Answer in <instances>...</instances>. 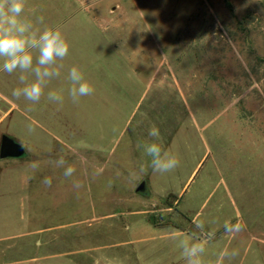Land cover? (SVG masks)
Listing matches in <instances>:
<instances>
[{"label": "rangeland", "instance_id": "obj_1", "mask_svg": "<svg viewBox=\"0 0 264 264\" xmlns=\"http://www.w3.org/2000/svg\"><path fill=\"white\" fill-rule=\"evenodd\" d=\"M25 16L96 43L108 74L138 75L141 91L118 103L96 61L86 75L60 61L33 105L11 95L19 73L0 71V142L24 150L0 158V264H186L178 238L205 239L199 220L215 233L204 264L225 248L239 253L231 264H264L251 240L264 243V0H26ZM74 65L95 89L76 104ZM153 125L180 165L130 181ZM60 156L72 177L50 163ZM225 220L246 229L233 238Z\"/></svg>", "mask_w": 264, "mask_h": 264}, {"label": "clouds", "instance_id": "obj_2", "mask_svg": "<svg viewBox=\"0 0 264 264\" xmlns=\"http://www.w3.org/2000/svg\"><path fill=\"white\" fill-rule=\"evenodd\" d=\"M25 8L26 0H0V71L8 75L19 73L18 80L22 86L14 88L11 95L16 99L23 97L34 105L45 95L49 83L61 76L64 65L59 62L69 55L71 46L59 28L40 27L44 24L43 16L35 17L34 21L27 18ZM29 75L34 79L29 81ZM66 78L70 82L68 97L74 104L79 103L81 97L90 96L95 91L78 66L69 68ZM47 100L63 106L64 96L56 91H49ZM29 131L34 129L30 126ZM148 136L153 138L152 142H138L137 148L150 159L147 162L141 161L138 170L129 173L130 181L147 174L149 168L153 173L164 174L174 171L180 165L179 158L164 151L161 143L157 142L161 140V134L155 125L149 129ZM50 163L56 168H63L66 178L72 177L76 171L63 156ZM29 167L35 172L39 168V163L31 162ZM42 183L50 187L52 180L46 177ZM76 186L79 187V184ZM195 227L201 231L205 239L178 238V247L186 264H204L206 244L215 235L214 231L205 232L204 220L196 222ZM245 229L246 224L242 220L235 223L225 220L223 223L225 234L233 238ZM238 254L235 249L225 248L218 253L214 264H225L226 260L231 264Z\"/></svg>", "mask_w": 264, "mask_h": 264}, {"label": "crops", "instance_id": "obj_3", "mask_svg": "<svg viewBox=\"0 0 264 264\" xmlns=\"http://www.w3.org/2000/svg\"><path fill=\"white\" fill-rule=\"evenodd\" d=\"M59 29H61V32H65V30L63 31L61 27H58ZM69 33V32H68ZM80 38V37H78ZM68 42L70 43V51H69V55L62 61L63 63H72L75 64L76 63H80L81 65L86 64L85 67H83L84 71H85V75H86V70L87 73L90 72V70L93 68L91 67V63L89 61L93 62L96 61L97 64V70L101 73L104 74L105 76L109 77V79L112 80V84H113V88H115L116 91H119L118 95V103L123 104V97L124 96H139V92L141 91V79L138 75H134V74H129V75H123V74H114V75H109L107 72V61L105 58H100L102 57L101 55H105L103 54V52L100 50V46L97 45L96 43L93 42H88L85 39H77L76 36H73L72 40H68ZM62 63V64H63ZM100 63V64H99ZM65 64V65H66ZM105 64V69L103 67V65ZM77 65V64H75ZM95 70V68H94ZM100 76V75H99ZM147 85V87L143 90L145 91H149L150 89V84L149 83H145L144 81L142 82V86ZM101 150V148H100ZM251 236V235H250ZM219 238V236L217 237ZM214 240V239H213ZM212 240V241H213ZM252 242H257L258 246L261 247L259 248L260 250H262V245L264 247V243L262 242V240H258L257 237L252 236L251 237Z\"/></svg>", "mask_w": 264, "mask_h": 264}, {"label": "water", "instance_id": "obj_4", "mask_svg": "<svg viewBox=\"0 0 264 264\" xmlns=\"http://www.w3.org/2000/svg\"><path fill=\"white\" fill-rule=\"evenodd\" d=\"M24 150L20 144L15 142L8 136H3L0 142V158H19L23 155ZM145 190V183H141L137 191L143 192Z\"/></svg>", "mask_w": 264, "mask_h": 264}]
</instances>
